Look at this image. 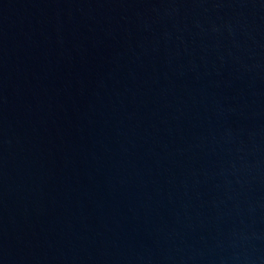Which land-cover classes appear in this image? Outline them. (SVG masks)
Segmentation results:
<instances>
[{
  "label": "water",
  "instance_id": "95a60500",
  "mask_svg": "<svg viewBox=\"0 0 264 264\" xmlns=\"http://www.w3.org/2000/svg\"><path fill=\"white\" fill-rule=\"evenodd\" d=\"M0 264H264V0H0Z\"/></svg>",
  "mask_w": 264,
  "mask_h": 264
}]
</instances>
